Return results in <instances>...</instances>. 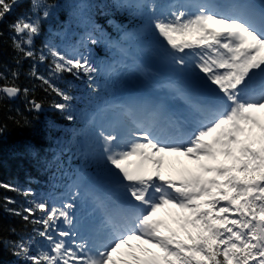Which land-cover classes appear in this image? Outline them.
I'll return each instance as SVG.
<instances>
[{"label":"snow or ice","instance_id":"obj_1","mask_svg":"<svg viewBox=\"0 0 264 264\" xmlns=\"http://www.w3.org/2000/svg\"><path fill=\"white\" fill-rule=\"evenodd\" d=\"M24 2L0 0V23ZM27 3L28 11L8 25L9 38L16 64L31 61L28 75L40 83L21 87L18 70L11 80L0 71V104L23 98L27 111L39 114L45 110L35 96L39 87L58 98L48 105L52 110L75 122V97L54 81L65 73L86 78L91 93L98 94L101 67L90 54L61 51L51 41L37 50L36 38L57 5ZM90 6L73 4L79 9L74 15ZM112 7L140 19L137 31L122 39L155 35L154 54L175 73L162 87L178 103L160 99L101 109L123 116L98 127L95 145L83 153L95 165L92 179L103 186V195L87 187L84 175L72 180L59 205L0 183L31 197L27 206L5 210L32 226L17 240L0 238V243L21 264H129L125 255L132 264H264V0H113ZM89 23L87 43L98 44L93 33L100 28ZM3 36L0 31V41ZM112 47L129 55L122 44ZM145 51L153 54L151 48ZM44 64L48 75L38 71ZM7 119L31 126L19 110ZM95 124L90 117L78 135L87 136ZM6 127L0 123V134ZM169 157H184L194 167L177 169L183 162L173 160L166 175ZM16 203L5 197V205ZM80 209L85 213L78 219ZM162 213L179 230L161 219Z\"/></svg>","mask_w":264,"mask_h":264},{"label":"trees","instance_id":"obj_2","mask_svg":"<svg viewBox=\"0 0 264 264\" xmlns=\"http://www.w3.org/2000/svg\"><path fill=\"white\" fill-rule=\"evenodd\" d=\"M73 0H48L49 3L56 4L53 16L43 23V29L51 28V24L55 19H65L68 16V8L72 6ZM63 8L65 12L61 11ZM28 11V3L24 2L23 5L16 8L10 14L4 23H0V31L4 33L2 41H0V71L5 72L8 79L11 80V72L19 71V77L16 83L21 87L33 88L39 85V81L34 80L28 75L31 67V61L25 60L22 64L17 65L15 60L17 53L13 50L10 40L9 24L14 22L18 16ZM38 71L43 75H48L47 64L38 65ZM66 75V73L64 74ZM63 75V76H64ZM59 87L65 90L68 86L67 81L62 82L60 79L54 81ZM4 81H0L3 84ZM35 96L39 101L44 102L45 110L41 114L29 113L23 98L19 101L11 102L5 101L0 104V123L6 124L5 131L0 134V183L14 185L17 180L26 178V174H30L32 166V156L38 150L46 151L47 149H54L55 144L64 145L68 142L67 132L64 130L66 127V119L59 112L52 110L48 105L53 99H58L53 95L45 93L42 88H35ZM11 109V113H9ZM19 110L24 116L28 117L31 121L29 127H18L12 121L7 119L9 114L15 115ZM59 124V127L57 126ZM61 128L63 131H59ZM57 146V147H58ZM5 197H10L17 201L16 204L5 205ZM28 198L20 196L16 192L8 191L7 189L0 188V238L17 240L20 235L30 233L32 226L26 224L21 217L10 215L6 210L7 208L20 209L21 206H26ZM16 229L13 233L10 229ZM21 262L9 251L3 243H0V264H13Z\"/></svg>","mask_w":264,"mask_h":264},{"label":"rangeland","instance_id":"obj_3","mask_svg":"<svg viewBox=\"0 0 264 264\" xmlns=\"http://www.w3.org/2000/svg\"><path fill=\"white\" fill-rule=\"evenodd\" d=\"M117 93H118V92H117ZM174 213H175V211H174ZM161 219L166 220L168 223L170 222L169 224L171 225L172 228L179 230V225L176 224V223L173 221V218H172V217H168V218H166V217H162ZM126 259L129 260V264H132V260H131V257H130V256L126 257Z\"/></svg>","mask_w":264,"mask_h":264},{"label":"bare ground","instance_id":"obj_4","mask_svg":"<svg viewBox=\"0 0 264 264\" xmlns=\"http://www.w3.org/2000/svg\"><path fill=\"white\" fill-rule=\"evenodd\" d=\"M137 254H139V253H137Z\"/></svg>","mask_w":264,"mask_h":264},{"label":"water","instance_id":"obj_5","mask_svg":"<svg viewBox=\"0 0 264 264\" xmlns=\"http://www.w3.org/2000/svg\"><path fill=\"white\" fill-rule=\"evenodd\" d=\"M14 101V100H13Z\"/></svg>","mask_w":264,"mask_h":264}]
</instances>
